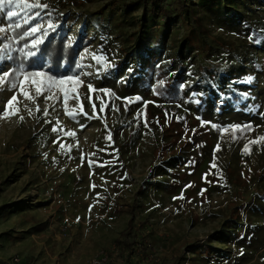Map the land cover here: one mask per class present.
Wrapping results in <instances>:
<instances>
[{
  "label": "rangeland",
  "instance_id": "obj_1",
  "mask_svg": "<svg viewBox=\"0 0 264 264\" xmlns=\"http://www.w3.org/2000/svg\"><path fill=\"white\" fill-rule=\"evenodd\" d=\"M55 1L28 0L49 6ZM246 3L249 8L238 10L247 20L239 24L219 23L216 12L195 7L209 36L235 47L227 52L216 46L210 55L211 64L225 75L219 87H227L228 82L232 87L227 94L221 89L201 90L197 97L205 94L207 100L200 110L198 100L161 102L152 93L154 79L149 86H126L124 70L108 73L123 58L120 37L111 39L119 30L112 29L114 18L108 17L122 0H93L59 11L69 39L91 40L79 52L75 79L66 88L42 89L41 94L25 83L31 100L7 81L0 85V264L12 255L23 264H88L96 254L115 248L129 220L136 227L142 224L138 234L155 253L146 259L140 255L138 264H153L155 259L171 262L176 255L185 257L184 264H264V212L262 208L249 211L254 203L264 206V178L257 175H264V140L259 139L264 137V38L258 46L243 41L253 29L264 35V0ZM35 9L13 6L19 14L11 20L0 14V27L7 29L11 21L21 24L28 13L36 15ZM102 13L103 26L98 19ZM48 14H38L30 28L39 26L34 33L39 39L50 20ZM173 28L179 30L178 39L187 29L180 20ZM100 30L108 32L112 51L99 47ZM8 36V29L0 33V74L11 67ZM193 60L187 72L199 64L195 56ZM161 64L160 58L156 65ZM191 80L187 76L185 84ZM13 94L19 111L3 118V105ZM49 96L54 98L46 99ZM216 97L222 101L219 113L212 107ZM157 113L171 114L183 130L172 149L190 137L201 140L195 151L202 160L192 174L174 175L158 168L155 151L162 142L161 130L152 123ZM249 124L248 132L230 136L233 126L242 129ZM129 135L133 143L125 152L121 141ZM154 186L159 191H148ZM133 200V216L117 215L116 210ZM230 218L263 225L252 233V245L236 241L227 246L225 238L219 240ZM204 245L232 253L224 261L210 258L207 262L197 252Z\"/></svg>",
  "mask_w": 264,
  "mask_h": 264
},
{
  "label": "trees",
  "instance_id": "obj_2",
  "mask_svg": "<svg viewBox=\"0 0 264 264\" xmlns=\"http://www.w3.org/2000/svg\"><path fill=\"white\" fill-rule=\"evenodd\" d=\"M91 1L93 0H56L53 6L41 4L47 5V7L35 9L36 15L35 13L32 15L28 13L27 20L22 22L19 28L15 27L18 21H11L9 24L13 27L8 29L7 26L9 36L5 42L8 46V62L11 65L9 70L19 69L23 65L25 71H42L56 79L78 73L80 71L79 52L91 40L82 36H78L74 41L69 39L67 24L65 19L60 16L59 11L69 6L82 7L85 3ZM198 6L216 12L219 23L232 22L234 24L247 20L238 9L240 7L249 8L246 0H197L194 2L192 0H122L121 7L113 12L110 11L108 17L114 18L112 29L119 30L118 36L111 39L116 40L120 37L118 47L123 58L109 68L108 73L116 72L119 69L124 70L125 79L123 81H125L126 86L135 83L142 87L149 86L151 79H154L157 82L152 87V93L161 102L177 103L186 99L190 103H195L198 100L196 104L198 110L203 107L207 100L205 94L197 97L201 90L216 91L221 89L226 91L227 94L232 85L228 80L226 81V83L228 82L227 87H219L225 75L218 67L211 64L209 57L217 49L216 46L227 52L235 47L233 43L227 44L209 36L208 31L200 24L199 14L195 9ZM136 10H140V16L133 14ZM45 11H48L50 20L43 31V43L33 49L31 48V42L38 37V34L37 36L35 34L25 36L24 33L30 31L32 25L39 18L38 14ZM98 19L101 26H103L102 21L106 19V16L102 13ZM179 20L187 28L180 39L177 38L179 30L173 28ZM49 25L52 27H49ZM170 28L172 32H170ZM123 29L128 31H123ZM107 33L100 30L98 44L101 50L104 49V51L109 52L112 50H110L111 47L109 41H107ZM263 38V32L253 29L249 37H246L243 41L247 46H258ZM12 45L14 46L13 49L11 48ZM25 45H28V47L26 48ZM20 49L34 51L36 55L25 59L24 53ZM191 53L193 55L189 56ZM194 56L200 60L199 64L187 72L186 68L194 62ZM160 58L162 64L157 66L156 64ZM187 76L192 80L185 84ZM18 79L19 76L16 72H13L8 77L7 83L9 85L13 81L18 83ZM70 83L71 81H66L58 87L66 88ZM229 98L232 100L234 98L233 94ZM221 102L218 97L213 99L212 107L215 112L219 113L223 110ZM148 116H151L150 112L147 113V118ZM153 122L160 127L162 139L155 151L158 168H163L174 175L186 172L192 174L200 164L199 161L202 160V156L198 154V151H195V147L202 145L201 140L190 137L185 139L177 148L172 149L174 139H178L179 134L183 131L179 130L181 128L177 124L179 121L172 118L171 114L164 116L162 113H157L153 115ZM251 128V124L242 129L233 128L229 134L233 137L237 133L248 132ZM131 139L132 136L129 135L121 141V147L124 148L125 152L129 150L133 143ZM257 175L264 178L263 173ZM172 186L175 188L176 184H172ZM147 189L148 191H159L155 186ZM262 202H264V197ZM135 203L136 200H133V203L125 209L116 210L115 212L117 215L123 213L132 215ZM250 207V212H255L257 208H262V212H264L262 203L260 205L257 202ZM128 222L127 228L116 238L115 248L107 252L103 251L109 259L107 264H120L119 260H123L122 264H138L137 260L140 255L145 259L146 257L152 258L155 256L152 246L145 241L141 233L138 234L142 224L139 222L138 227H136L130 220ZM223 226L224 228L217 237L219 240L225 238L227 246H231L236 241L252 245L254 238L252 233L263 229V225L250 222L243 224L238 219L231 218L225 221ZM197 252L207 262L210 258L220 262L221 260L224 261L229 259V255L232 253L230 250L217 249L209 245L200 247ZM153 262V264H184L185 257L176 255L171 262L159 261L158 259Z\"/></svg>",
  "mask_w": 264,
  "mask_h": 264
},
{
  "label": "snow or ice",
  "instance_id": "obj_3",
  "mask_svg": "<svg viewBox=\"0 0 264 264\" xmlns=\"http://www.w3.org/2000/svg\"><path fill=\"white\" fill-rule=\"evenodd\" d=\"M13 6L15 7H24V8H41V7H47V5H41L38 2H32L29 3L28 0H0V14H4L6 16L7 19L11 20L14 16H17L19 13L15 12L13 10ZM13 27V25L9 24L8 25V29H11ZM16 28L21 27V25L17 22L15 24ZM49 27H52L51 25H49ZM7 29L0 27V33L5 32ZM39 26L34 27L32 29H30V31L25 32L24 35H32L35 32L39 31ZM46 34V33H45ZM23 38V37H21ZM43 43L42 39H34L31 42V48L35 49L37 48V46L39 44ZM25 47L27 48L28 45H25ZM21 52L24 53V58L27 59L29 57H33L36 55V52L34 51H24V49H20ZM16 72V74L21 77L18 81V83L16 81H13L11 84V87L13 90H16L17 88H19V93L22 94L26 99L31 100L32 97L31 95L24 91V85L25 83L30 82L36 90L37 94H41L42 89L44 91H51V89L55 86L58 85H62L64 84L66 81H73L75 78L72 76L69 77H62L60 79H56L53 78L51 76H48L46 73L42 72V71H25L24 70V66L21 65L19 67V69H12L9 71H4L2 74H0V85H4L6 83V81L8 80V77L13 73ZM91 91V88H90ZM54 96H49L46 97V99H53ZM18 100H17V95L13 94L7 101L6 103L3 105L4 111H3V118H7L10 115H16L17 112L19 111L18 107H14V104H18ZM67 103V94H65V104ZM102 110V109H101ZM37 111H39V108H37ZM67 111V110H66ZM29 114L31 115V111H29ZM45 114H47L45 112ZM69 115H71V113H68ZM20 119H23V117H20ZM235 128V126H233ZM53 131H58V129L53 128ZM73 133L68 132L66 133V135H72ZM260 140H264V137H260ZM55 142V141H54ZM256 142V141H253ZM60 147L63 149L66 146L61 144ZM245 150H247V145L245 146Z\"/></svg>",
  "mask_w": 264,
  "mask_h": 264
},
{
  "label": "built area",
  "instance_id": "obj_4",
  "mask_svg": "<svg viewBox=\"0 0 264 264\" xmlns=\"http://www.w3.org/2000/svg\"><path fill=\"white\" fill-rule=\"evenodd\" d=\"M108 260V256L102 251L92 257L88 264H107ZM122 262L123 260H119L120 264H122ZM5 264H22V260L17 255H12Z\"/></svg>",
  "mask_w": 264,
  "mask_h": 264
}]
</instances>
